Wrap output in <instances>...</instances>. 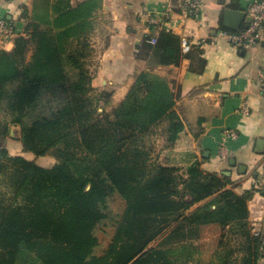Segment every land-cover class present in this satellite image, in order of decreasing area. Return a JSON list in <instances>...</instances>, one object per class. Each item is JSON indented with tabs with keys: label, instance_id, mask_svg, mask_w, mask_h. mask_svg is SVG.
Segmentation results:
<instances>
[{
	"label": "trees",
	"instance_id": "1",
	"mask_svg": "<svg viewBox=\"0 0 264 264\" xmlns=\"http://www.w3.org/2000/svg\"><path fill=\"white\" fill-rule=\"evenodd\" d=\"M99 5L85 0L46 26L28 21L11 49L0 48V108L10 118L0 136L16 126L32 155L0 146V264L21 255L40 264H257L264 232L252 234L246 200L259 188L239 195L199 162L184 176L150 160L153 134L168 147L183 129L177 93L153 69L188 55L180 36L147 35L148 66L111 105L112 93L91 85Z\"/></svg>",
	"mask_w": 264,
	"mask_h": 264
},
{
	"label": "crops",
	"instance_id": "2",
	"mask_svg": "<svg viewBox=\"0 0 264 264\" xmlns=\"http://www.w3.org/2000/svg\"><path fill=\"white\" fill-rule=\"evenodd\" d=\"M83 1L0 0V18L22 34L28 21L46 26ZM251 1L202 0L201 13L195 17L187 13L184 0H100L90 35L91 85L94 92L110 91L111 105L148 66L142 46L147 35L170 29L192 41L194 47L179 64L153 68L177 93L175 108L183 123L175 143L162 150V164L180 167L183 173L185 167L199 162L204 170L226 178V187L239 195L257 182L264 183V42L237 46L226 33L248 23L246 9ZM226 8L245 12L240 27L226 24ZM12 46L10 42L5 49ZM4 146L10 154L28 156L16 137ZM246 206L252 234L264 232V194L252 192ZM257 264H264V256Z\"/></svg>",
	"mask_w": 264,
	"mask_h": 264
},
{
	"label": "built area",
	"instance_id": "3",
	"mask_svg": "<svg viewBox=\"0 0 264 264\" xmlns=\"http://www.w3.org/2000/svg\"><path fill=\"white\" fill-rule=\"evenodd\" d=\"M184 7L192 16H198L202 9V0H184ZM246 12L250 17V21L237 32H226L230 41L237 46H250L257 42H264V0H253L247 5ZM16 35L14 27L5 19L0 18V48H6L13 37ZM155 36H151L150 43H155ZM200 44V43H197ZM180 47L182 53L189 52L194 44L186 37H180ZM264 92V86L262 87ZM246 107L242 106V110L245 111ZM226 134L233 135L232 131L226 130ZM264 194V183L257 182L256 186ZM257 234V232H254Z\"/></svg>",
	"mask_w": 264,
	"mask_h": 264
},
{
	"label": "rangeland",
	"instance_id": "4",
	"mask_svg": "<svg viewBox=\"0 0 264 264\" xmlns=\"http://www.w3.org/2000/svg\"><path fill=\"white\" fill-rule=\"evenodd\" d=\"M16 33L18 34V32H16ZM203 34H204V32L202 33V35ZM110 107L111 106H107V109H110ZM9 120H10V118H9L7 110L5 108H0V121L2 123H9ZM12 126H14V125L9 124L8 129L5 131V133L2 136L4 138L3 146L5 145V142H7L8 139H12L14 137H16V138L19 137V131H17L18 128H16L15 131L14 130L10 131V127H12ZM0 131H3L1 124H0ZM11 132H12V134H11ZM148 143L150 145H152V147H154V150L152 152L150 160H153L154 162H158V163H164V158H163L164 156H162L161 152L167 146H164L165 142H164V139L162 138V136L159 134H153V136L148 139ZM26 154L28 155L29 158L31 157L30 154H28V153H26ZM37 161L39 163L44 164V165H48V164H51L53 160L49 157L48 158L42 157V158H38ZM165 234H166V232H165ZM165 234H162L157 239H155L151 243V245L152 246L158 245V243H160L161 240L165 237ZM17 264H40V262L33 255H29V256H25V255L22 256L21 255Z\"/></svg>",
	"mask_w": 264,
	"mask_h": 264
},
{
	"label": "water",
	"instance_id": "5",
	"mask_svg": "<svg viewBox=\"0 0 264 264\" xmlns=\"http://www.w3.org/2000/svg\"><path fill=\"white\" fill-rule=\"evenodd\" d=\"M244 17H245V12L242 10L232 9V8H226L224 10V20L229 27L232 28L240 27ZM247 21L248 22L250 21V17H247ZM3 140L4 138L0 136V146H3V142H4ZM87 188H89V186H87Z\"/></svg>",
	"mask_w": 264,
	"mask_h": 264
}]
</instances>
